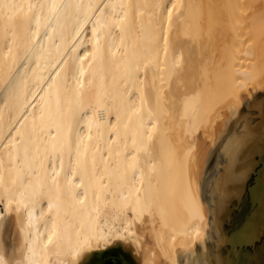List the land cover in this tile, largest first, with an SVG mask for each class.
Wrapping results in <instances>:
<instances>
[{
	"label": "bare ground",
	"instance_id": "bare-ground-1",
	"mask_svg": "<svg viewBox=\"0 0 264 264\" xmlns=\"http://www.w3.org/2000/svg\"><path fill=\"white\" fill-rule=\"evenodd\" d=\"M0 264H264V0H0Z\"/></svg>",
	"mask_w": 264,
	"mask_h": 264
}]
</instances>
